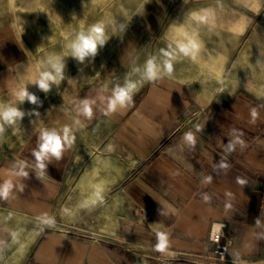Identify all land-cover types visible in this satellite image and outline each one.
<instances>
[{
	"label": "crops",
	"instance_id": "0c3cea01",
	"mask_svg": "<svg viewBox=\"0 0 264 264\" xmlns=\"http://www.w3.org/2000/svg\"><path fill=\"white\" fill-rule=\"evenodd\" d=\"M178 10H147L93 79L68 81L25 122L20 144L0 150V186L12 183L0 198V264H264V18L253 33L205 43L181 35L185 23L163 24ZM205 61L218 63L207 71ZM128 84L131 100L110 108ZM65 128L59 156L38 161L42 133ZM59 202L80 235L31 226L54 221Z\"/></svg>",
	"mask_w": 264,
	"mask_h": 264
},
{
	"label": "rangeland",
	"instance_id": "374dc122",
	"mask_svg": "<svg viewBox=\"0 0 264 264\" xmlns=\"http://www.w3.org/2000/svg\"><path fill=\"white\" fill-rule=\"evenodd\" d=\"M169 7L179 10L169 11L163 24L185 23L187 27L181 35L186 33L189 39H203L205 43L253 33V25L264 18V0H0V74L13 97L10 106L24 113L23 118L5 124L4 131H0V150L20 144L17 136L25 122L40 103H50L68 81L93 79L126 34L147 23V10ZM247 13L255 14L251 27ZM97 24L102 25L105 42L97 44L95 53L81 61L74 55L72 45L81 35H90V29ZM217 63L205 61L200 65L209 71ZM56 65L61 66L59 74ZM44 74L53 77L47 91L38 83ZM24 91L36 102L21 100ZM59 204L54 221L49 223L41 217L33 220L38 222L31 226L71 229L80 235L77 215H69L68 209ZM69 219L75 220L77 227L69 226Z\"/></svg>",
	"mask_w": 264,
	"mask_h": 264
},
{
	"label": "clouds",
	"instance_id": "9594fccd",
	"mask_svg": "<svg viewBox=\"0 0 264 264\" xmlns=\"http://www.w3.org/2000/svg\"><path fill=\"white\" fill-rule=\"evenodd\" d=\"M105 42V37L102 33V25L97 24L94 25L90 29V35L84 36L81 35L78 38V42L74 43L72 45L74 49V55H76L81 61L84 59L86 55L89 53L94 54L97 48V44L103 45ZM55 70L57 74L61 71V66L56 65ZM158 71L157 66L155 65L154 60H149L146 64V71L145 75L147 79H151L153 74H155ZM53 79L52 76L48 74H44L43 78L38 81L39 86L41 89L47 91L49 88V81ZM136 85L135 84H128L127 86L123 88H117L114 93V99L111 101L110 108H115L118 104H125L131 100V96L133 91L135 90ZM21 100L27 98L31 102L35 103L36 98L34 96L29 95L27 92H22L20 94ZM83 113L86 116H91L92 109L88 102L84 103ZM24 113L13 106H0V121L3 123L0 124V131H4V125L13 124L17 119L23 118ZM41 139L43 141L41 145V151L35 153L37 160L39 161L43 156H45L48 153H52L54 155L59 156L60 152L62 151L63 144L65 142L70 141V135H69V129L65 128L64 135L61 137L58 135L55 131H44L41 135ZM185 139L194 142L193 137L190 134H187L185 136ZM40 167H43V164L40 165ZM24 175H27L24 173ZM240 183H243V181H239ZM12 189V183L11 181H6L2 186H0V198H8L9 193ZM51 221H49L50 223ZM158 244H157V250H164L167 247L168 244V237L163 233H158Z\"/></svg>",
	"mask_w": 264,
	"mask_h": 264
},
{
	"label": "built area",
	"instance_id": "2783aa9c",
	"mask_svg": "<svg viewBox=\"0 0 264 264\" xmlns=\"http://www.w3.org/2000/svg\"><path fill=\"white\" fill-rule=\"evenodd\" d=\"M227 250H228V246H227V245L219 246V247L215 250V253H216L217 258H218L219 260L225 259V256H226V253H227Z\"/></svg>",
	"mask_w": 264,
	"mask_h": 264
}]
</instances>
